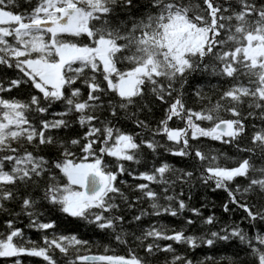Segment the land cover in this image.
Instances as JSON below:
<instances>
[{
  "label": "snow or ice",
  "instance_id": "6c2138e0",
  "mask_svg": "<svg viewBox=\"0 0 264 264\" xmlns=\"http://www.w3.org/2000/svg\"><path fill=\"white\" fill-rule=\"evenodd\" d=\"M34 258L264 264V0H0V264Z\"/></svg>",
  "mask_w": 264,
  "mask_h": 264
},
{
  "label": "trees",
  "instance_id": "16d2710c",
  "mask_svg": "<svg viewBox=\"0 0 264 264\" xmlns=\"http://www.w3.org/2000/svg\"><path fill=\"white\" fill-rule=\"evenodd\" d=\"M216 147H219V145H215ZM225 150H227V148L225 147ZM207 194V197H208V201L211 202V201H215L217 205H219L221 199L224 198L225 194L222 193V192H217V193H212L210 191H207L205 192V190H197L195 193H194V202L196 201H200L202 200L203 196ZM197 206H199L197 204ZM212 208H211V203H209V208H208V211H211ZM215 211L217 212L218 215L221 214L222 210L217 207L215 209ZM238 218V217H237ZM165 223H171L172 222V218H168L164 221ZM30 235L33 236V239H36V234L35 233H30ZM231 249H222L220 250V254H224V255H229L231 253ZM36 260V264H39V258H34ZM26 264H32V261H27Z\"/></svg>",
  "mask_w": 264,
  "mask_h": 264
}]
</instances>
